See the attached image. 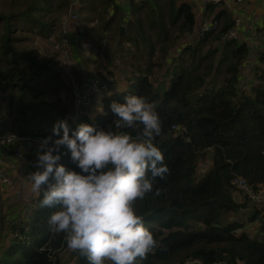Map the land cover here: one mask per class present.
<instances>
[{
	"label": "trees",
	"instance_id": "trees-1",
	"mask_svg": "<svg viewBox=\"0 0 264 264\" xmlns=\"http://www.w3.org/2000/svg\"><path fill=\"white\" fill-rule=\"evenodd\" d=\"M178 1L147 0L142 9L150 7V12L137 14L136 33L148 49L149 74L136 76L125 91L104 96L103 112L95 119L82 114L72 121L65 118L68 108L59 94L64 85L55 67L39 60L24 43L31 34L47 36L52 32L70 0H0V99L7 114L14 116V133L47 136L55 118L67 120L71 129L80 123L107 128L114 118L113 101L123 102L129 93L146 97L161 117L162 135L156 142L170 171L165 179L155 181L154 191L158 188L159 195L149 193L135 202L156 241L139 264H184L191 259L204 264H264V209L238 201L232 183L235 176H242L254 188L264 186V70L252 92L240 88V66L250 46L237 39H223L235 20L220 11L216 19L224 15L225 20L219 31L206 33L193 45L186 44L182 54L188 57L174 60V67L155 84L151 68L163 67L153 62L156 45L168 42L177 25H182L179 34H192L196 28L193 6ZM112 2L104 0L103 13L115 5ZM207 7L215 12L216 5ZM116 11H120L117 5ZM113 18L102 22L104 27ZM209 39L223 41L220 50L213 46L206 49ZM168 48L160 47L165 58ZM263 60L264 52L258 61ZM219 73L221 84L215 80ZM209 78L214 80L209 83ZM50 84L62 106L45 95ZM46 123L50 130L44 127ZM174 126L185 128V132ZM140 130L128 131L136 135ZM209 150L212 166L197 180L198 164ZM61 152L59 163L76 169L68 150L62 147ZM41 198L39 193L29 221L18 229L0 256V264H61L67 246L63 234L49 231L47 220L54 209L41 208ZM247 207L251 209L246 221L229 218ZM246 222H258L261 236L245 231ZM73 255L79 256L80 264H88L86 256L74 250Z\"/></svg>",
	"mask_w": 264,
	"mask_h": 264
},
{
	"label": "clouds",
	"instance_id": "clouds-1",
	"mask_svg": "<svg viewBox=\"0 0 264 264\" xmlns=\"http://www.w3.org/2000/svg\"><path fill=\"white\" fill-rule=\"evenodd\" d=\"M111 111L107 128L80 123L71 129L67 120L57 121L40 139L36 170L26 179L30 191L42 195L40 207L54 209L49 231L63 234L67 248L88 264H139L156 241L135 202L159 195L155 181L170 171L156 142L162 121L154 104L137 94L113 101ZM129 129L141 130L133 135ZM62 147L78 171L59 163Z\"/></svg>",
	"mask_w": 264,
	"mask_h": 264
},
{
	"label": "rangeland",
	"instance_id": "rangeland-1",
	"mask_svg": "<svg viewBox=\"0 0 264 264\" xmlns=\"http://www.w3.org/2000/svg\"><path fill=\"white\" fill-rule=\"evenodd\" d=\"M142 1L137 2L139 6H136V8L138 10L133 8V15L128 13V18L125 17L127 15L125 11H119L117 15L114 14L112 22L106 28L102 22L112 16H110V10H107V13H103L104 0H70L67 11L61 14L52 32L47 36L31 34V38L24 42L29 50L34 51L39 60L55 67L59 74L64 85L60 89L59 94L68 108L65 118L70 119L72 116L70 113H73L72 108L76 92L83 89L92 80L106 76H110L113 79L107 89L90 99L89 104L94 101L98 102L106 93H110L116 88L119 89L121 86L120 82L128 80L131 84L136 76L149 74L147 72L149 65L148 49L141 38L142 36L136 33L139 29L136 25L138 12L145 16L151 9L150 7L142 9L143 7L140 6ZM122 26L124 27L123 33H121ZM176 27L177 29L170 33L168 42L156 45L153 62L164 65L163 71L168 70V68L172 69L174 60L181 57L187 58V55L182 54L184 46L189 42L193 45L198 39L200 26L196 27L192 34H179L182 30V25H177ZM146 31L147 33H152V31L147 29ZM246 43L250 46L251 54H249L248 59L240 68V88L250 93L252 92V87L258 84L257 76L264 70V60L258 61L261 53L264 52V48H262L263 46L261 47V41L255 36L251 37ZM222 44L223 41L213 42L209 39L206 49L209 46H213L220 50ZM162 45L169 46L166 58L163 57L160 50ZM160 69V67H154V65L151 68V73L154 74L150 78L157 85L163 78V75H160ZM87 78L90 81H87ZM213 80L209 78L208 82L210 83ZM215 80L218 84H221L222 74L219 73ZM51 86L52 84L47 86L45 95L50 100L58 102L57 95ZM60 105L62 106L63 103H60ZM94 110L95 112L97 111L94 108H85V114H91ZM13 119L14 116L10 117L7 114L6 104L0 99V133L12 130ZM57 119H52L53 124L57 122ZM44 127L48 130L51 129L47 123L44 124ZM34 134L41 135L36 132ZM38 147L33 152H36ZM32 154L29 155L27 160H32V167H35L37 157ZM212 162V150H209L198 164L196 171L197 180L209 170ZM16 164H14V167H10L3 163L4 171L12 184L5 185L0 182V218L4 215L6 221L0 228L1 244L4 241L2 234L6 233L5 235H8L11 232L12 240L16 237L18 229L29 221L32 208L34 207L33 200L37 195L34 193L33 196H30L33 192L30 191V185H28L26 179L27 174L35 171L36 168H31L27 163H23V168L22 166L16 167ZM235 198L238 201L245 200L238 190L235 193ZM260 208L264 209V206ZM234 217H238L236 213L229 214L230 219ZM256 225H259V223L250 224L247 228V232L253 237L256 235ZM61 264H80L79 256H74L73 250L67 248L61 253Z\"/></svg>",
	"mask_w": 264,
	"mask_h": 264
},
{
	"label": "crops",
	"instance_id": "crops-1",
	"mask_svg": "<svg viewBox=\"0 0 264 264\" xmlns=\"http://www.w3.org/2000/svg\"><path fill=\"white\" fill-rule=\"evenodd\" d=\"M142 0H113V2L115 3L114 6H110V8L108 10H110V16L114 17L113 15H117V11H116V5L120 8V12H126V16L128 18V13L132 14V10L134 8V6H139L137 5V2H141ZM112 2V3H113ZM190 3L193 6V10H194V14H195V19H196V27L200 26L202 23L206 22L207 20L211 19L214 15H216V13L218 14L220 11H225L224 15H228L232 20H237L239 19L241 21L240 25L238 26V42L241 43H246L249 39H251V37L255 36L256 38H258L261 41V47L263 46V42H264V0H244L242 2H237V1H231L229 4H226L224 9L225 10H221L220 7L216 6L215 12H211L210 7L208 8L207 5H205L203 0H179L178 3ZM143 3H145V0L142 1V4L140 6L143 7ZM223 8V7H222ZM222 15L219 19L220 23H223L225 20V16ZM196 29V28H195ZM195 31V30H194ZM191 43L189 42L188 45H190ZM264 48V47H262ZM251 54V52L249 53ZM249 57V55H248ZM247 57V59H248ZM246 59V60H247ZM246 62V61H245ZM170 64V63H169ZM163 67H161L160 71L161 74L160 75H164L166 73L167 70L163 71L165 66L162 65ZM241 68V66H240ZM169 69V68H168ZM118 79V78H117ZM89 79L87 78V81ZM119 80H121L119 78ZM132 80V79H131ZM90 81V80H89ZM85 84V83H84ZM121 86L119 89H114L113 91H111L110 93H106L105 95H103L100 99V101H94L92 102V104H88L87 108L88 109H96L97 111L95 112V110L89 114L88 116L91 119H95L98 115H100L103 112V106H102V99L104 96H110L112 94L115 93H119L122 91H125L126 89H128V87L131 85L130 81L126 80L123 82H120ZM102 109V110H101ZM73 113H70V115H72ZM70 119L72 121H76L78 118H71ZM52 134V132L50 133ZM49 134V135H50ZM42 138L46 137L44 135H40ZM48 136V135H47ZM0 153L3 155V159H4V164H6L7 166V162L8 160L10 161L9 163L12 164V166H14L15 163L16 167L22 166V168L24 167L23 163H27L31 168H35L32 167V160H25V161H14L11 157L10 154H6V152H4V149H0ZM36 152H33L32 155H36ZM15 167V168H16ZM22 188V185H21ZM36 197L34 198L33 201L36 200V198L38 197L39 193H36ZM34 193H32L30 196H33ZM251 208L247 207L244 210H241L239 212L236 213V216L238 217H234V219H239L240 221H246L248 213L250 212ZM5 217L3 215V217L0 218V228H2V224H5ZM253 224L252 222H246L245 223V231H247V228L249 227L248 225ZM257 227V231H256V236H261V234H259V226L256 225ZM6 234V233H5ZM2 234L1 236H3L2 238L4 239V241L2 242V244L0 243V256L1 254L4 252V250L11 244V232L8 235ZM10 241V243H8ZM7 242V244H5Z\"/></svg>",
	"mask_w": 264,
	"mask_h": 264
},
{
	"label": "built area",
	"instance_id": "built-area-1",
	"mask_svg": "<svg viewBox=\"0 0 264 264\" xmlns=\"http://www.w3.org/2000/svg\"><path fill=\"white\" fill-rule=\"evenodd\" d=\"M205 5H216L218 7H225L226 4H229L231 1L242 2L244 0H203ZM214 15L208 21L202 23L198 30V39L205 35L206 33L212 31H219L221 24L219 20L216 19ZM241 21L239 19L235 20L234 27L227 31L223 39L231 40L238 38V26ZM113 79L110 76L96 78L88 83L83 89L76 92L74 97V105H73V114L71 118H78L80 115L85 114V108L90 102V99L94 95H98L103 90L107 89V87L112 83ZM176 131L185 132V128L180 126H174ZM183 129V130H182ZM42 137L40 135H19L12 131L0 133V149H4L6 154H10L14 161H25L28 159L29 155L33 153L35 148L39 146L40 139ZM8 152V153H7ZM3 155L0 153V182L5 185H11L9 177L6 175L3 167ZM10 161L8 160L7 166H12ZM33 166V164H32ZM236 191H240L243 199L248 201L253 206H264V186L258 185L257 188H254L244 177L235 176L232 181ZM244 200V201H245ZM18 234L16 233V236ZM184 264H204L200 259H191L185 262ZM215 264H227V262H217Z\"/></svg>",
	"mask_w": 264,
	"mask_h": 264
},
{
	"label": "water",
	"instance_id": "water-1",
	"mask_svg": "<svg viewBox=\"0 0 264 264\" xmlns=\"http://www.w3.org/2000/svg\"><path fill=\"white\" fill-rule=\"evenodd\" d=\"M123 32H124V27L122 26V27H121V33H123Z\"/></svg>",
	"mask_w": 264,
	"mask_h": 264
}]
</instances>
